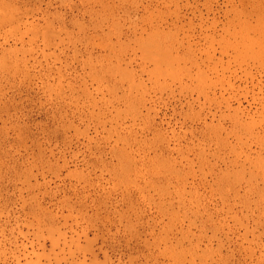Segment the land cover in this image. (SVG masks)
Instances as JSON below:
<instances>
[{
	"label": "rangeland",
	"instance_id": "1",
	"mask_svg": "<svg viewBox=\"0 0 264 264\" xmlns=\"http://www.w3.org/2000/svg\"><path fill=\"white\" fill-rule=\"evenodd\" d=\"M0 264H264V0H0Z\"/></svg>",
	"mask_w": 264,
	"mask_h": 264
}]
</instances>
